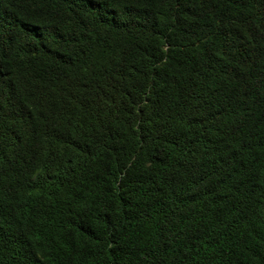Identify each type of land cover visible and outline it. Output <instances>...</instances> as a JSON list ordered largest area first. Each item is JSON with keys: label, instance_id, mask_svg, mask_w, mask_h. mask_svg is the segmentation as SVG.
I'll list each match as a JSON object with an SVG mask.
<instances>
[{"label": "trees", "instance_id": "trees-1", "mask_svg": "<svg viewBox=\"0 0 264 264\" xmlns=\"http://www.w3.org/2000/svg\"><path fill=\"white\" fill-rule=\"evenodd\" d=\"M0 264H264V0H0Z\"/></svg>", "mask_w": 264, "mask_h": 264}]
</instances>
